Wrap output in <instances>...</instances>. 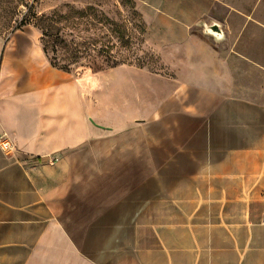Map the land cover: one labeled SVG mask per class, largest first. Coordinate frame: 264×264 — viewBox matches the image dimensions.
<instances>
[{
  "label": "crops",
  "instance_id": "0c3cea01",
  "mask_svg": "<svg viewBox=\"0 0 264 264\" xmlns=\"http://www.w3.org/2000/svg\"><path fill=\"white\" fill-rule=\"evenodd\" d=\"M129 1L172 76L149 92L0 35V264H264V0ZM232 120L249 147L219 154Z\"/></svg>",
  "mask_w": 264,
  "mask_h": 264
},
{
  "label": "rangeland",
  "instance_id": "374dc122",
  "mask_svg": "<svg viewBox=\"0 0 264 264\" xmlns=\"http://www.w3.org/2000/svg\"><path fill=\"white\" fill-rule=\"evenodd\" d=\"M76 0H0V35L8 39L15 29L35 26L41 32L42 46L48 47L47 58L59 67H66L71 76H127L133 84L149 92L152 83L148 76H162L170 80L169 71L159 63V58L143 44V24L128 0H97L84 8ZM45 34L49 37L45 38ZM108 47V48H106ZM117 65L116 68L111 66ZM244 78V77H243ZM215 130L212 135L219 154H228L239 148H248V128ZM260 136V132H258ZM237 163L232 157L226 160L227 173H232ZM249 157L242 168L249 169ZM264 168V162L263 166ZM244 171V170H243ZM233 180L232 177H226ZM248 191L249 176H242ZM248 199V193L243 194ZM260 202V201H259ZM242 216L256 215L262 220L264 209H242Z\"/></svg>",
  "mask_w": 264,
  "mask_h": 264
},
{
  "label": "built area",
  "instance_id": "2783aa9c",
  "mask_svg": "<svg viewBox=\"0 0 264 264\" xmlns=\"http://www.w3.org/2000/svg\"><path fill=\"white\" fill-rule=\"evenodd\" d=\"M0 148L7 155H12L16 151V146L5 136L0 139ZM51 163H56L57 159L50 160Z\"/></svg>",
  "mask_w": 264,
  "mask_h": 264
},
{
  "label": "water",
  "instance_id": "95a60500",
  "mask_svg": "<svg viewBox=\"0 0 264 264\" xmlns=\"http://www.w3.org/2000/svg\"><path fill=\"white\" fill-rule=\"evenodd\" d=\"M206 33L216 37L217 39H220L223 36L221 28L216 24H213L211 26H207L206 27ZM263 221H264V218H263Z\"/></svg>",
  "mask_w": 264,
  "mask_h": 264
},
{
  "label": "trees",
  "instance_id": "16d2710c",
  "mask_svg": "<svg viewBox=\"0 0 264 264\" xmlns=\"http://www.w3.org/2000/svg\"><path fill=\"white\" fill-rule=\"evenodd\" d=\"M129 1V0H128ZM131 2V1H130ZM135 6V5H134ZM144 29V28H143ZM143 29H141V31H140V33L141 34H143L144 33V30ZM16 30H19V29H15L14 31H16ZM48 38L49 37V35H47V34H45V38ZM8 40V39H7ZM106 48H108V47H106ZM44 52H45V54L46 55H48V47H47V45L45 44V49H44ZM51 63V65L54 67V68H57V69H59V70H62V71H64V72H68L67 70H66V67H59L56 63H54V62H50ZM116 66L117 65H114V66H111V68H116Z\"/></svg>",
  "mask_w": 264,
  "mask_h": 264
}]
</instances>
